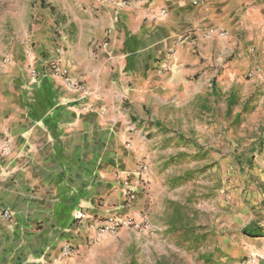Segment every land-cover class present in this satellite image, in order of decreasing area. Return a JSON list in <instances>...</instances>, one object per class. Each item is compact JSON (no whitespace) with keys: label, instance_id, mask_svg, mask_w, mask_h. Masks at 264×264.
<instances>
[{"label":"crops","instance_id":"obj_1","mask_svg":"<svg viewBox=\"0 0 264 264\" xmlns=\"http://www.w3.org/2000/svg\"><path fill=\"white\" fill-rule=\"evenodd\" d=\"M194 1L74 0L86 30L48 55L66 73L32 61L7 83L0 264H124L119 257L139 240L129 231L137 232L123 223L98 238L95 226L111 215L147 218L157 125L214 95V81L230 88L264 42V0Z\"/></svg>","mask_w":264,"mask_h":264},{"label":"rangeland","instance_id":"obj_2","mask_svg":"<svg viewBox=\"0 0 264 264\" xmlns=\"http://www.w3.org/2000/svg\"><path fill=\"white\" fill-rule=\"evenodd\" d=\"M86 24L74 0H0V93L30 62L74 43ZM252 52L254 64L230 88L214 81V95L185 102L157 125L149 226L129 225L139 240L119 261L264 264V42Z\"/></svg>","mask_w":264,"mask_h":264},{"label":"built area","instance_id":"obj_3","mask_svg":"<svg viewBox=\"0 0 264 264\" xmlns=\"http://www.w3.org/2000/svg\"><path fill=\"white\" fill-rule=\"evenodd\" d=\"M100 1H106V2H114L117 5H121V4H126L128 2V0H119V1H115V0H100ZM200 0H195L194 2H199ZM181 37H177L175 42H177L178 40H180ZM173 52V49L171 48L169 50V53L171 54ZM58 59H47L41 62L42 67H47L49 70H51L52 72H61L62 75H64L66 72L63 70L61 71L58 67ZM69 85L72 88H78L80 85L78 83L69 81ZM141 169H145V165H141ZM130 192H132V189H130ZM131 195V194H130ZM133 193L130 196L131 198H133ZM82 212L80 210L76 211V215L75 218L77 219V221H80L82 218ZM126 223L127 225H131L133 227L136 228H140L141 226H149L146 219H139V220H135L132 218H128L126 220H122L120 218H118L116 215H111L107 218H105L104 220L100 221L99 223L96 224L95 229H96V236L98 238H103L109 234H114L118 227L123 224ZM71 251V247L70 245H65V247L63 248V253L64 254H68Z\"/></svg>","mask_w":264,"mask_h":264}]
</instances>
